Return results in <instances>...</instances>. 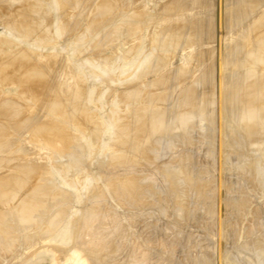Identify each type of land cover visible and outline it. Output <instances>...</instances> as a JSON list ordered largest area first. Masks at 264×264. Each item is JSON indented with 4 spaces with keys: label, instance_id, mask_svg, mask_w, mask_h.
<instances>
[{
    "label": "bare ground",
    "instance_id": "bare-ground-1",
    "mask_svg": "<svg viewBox=\"0 0 264 264\" xmlns=\"http://www.w3.org/2000/svg\"><path fill=\"white\" fill-rule=\"evenodd\" d=\"M33 1H35V0H32L31 2H33ZM108 1L105 0L100 5H99V3H100L99 2L94 7L95 9L93 8V10H95V11H96V9H98L95 13L99 14L100 11H102V13H104L103 12L104 10L110 11L111 8L114 9L113 7H115V6H113L112 3H110V1H109V3L113 6V7H111V5L108 3ZM114 1L117 2V0H113V2ZM138 1H140V0H136V2H138ZM184 1H183L184 4H180V7L175 4L176 1L175 2L170 1V5L169 6L165 5V6H167V7H165V9L167 8V10L170 11V9H168L170 7L171 11L174 10V12L172 11L170 13H176V14L178 13L177 14L178 17L176 15V18L174 17L175 16L174 14H170L172 16L174 15L173 17L175 18V21H176V23L175 24L173 23V26L172 25L171 26L173 28L175 27L176 29L178 27V30L179 29L180 30L182 29V31L184 30V34H186V31H185V29H186L187 34L188 35L190 34V36H187V34H186V36L189 37V39L192 40L193 42H190V40L186 36L185 37L187 40L184 39V35H181V36L184 40H186L184 42H186V43L190 42L189 45L191 43H193V45L191 44V46H194V47L191 48V46L188 45L190 49L183 52L181 49H178V47L180 45L177 46L176 44H174V49L175 50L178 49V50L177 51L172 50V51L175 53L182 51V52H180V56H179V54H177V55L180 58L185 57L187 59V60L184 59L186 62L184 61L183 63H181V65L178 64V65H176V67L174 66L168 70L165 68L167 71L164 72L163 74L158 73V74H161L160 76L158 75L159 77L157 76V73H155L156 77L148 78L147 83H145V85L153 84L154 85L153 87H156V88L153 89L152 87H150L146 90V89H144L145 87H143V86L142 87L146 92L149 93V95L151 97L154 93V96L159 97V100L162 97L165 100L166 96H168V97L170 96L169 103L171 102V104H170L171 107H172V105H174L173 109H176V110L180 109V111H182L186 107H188V108H191V106L195 107L194 109H197V110H194V112L199 111L200 113H203L205 118L208 120L209 126H211V128L209 127L210 129H208V132L202 133L196 129V126L193 125V127H195V128H193L192 123H190L191 127L190 126H189V128H187L188 126L185 127V125L187 123L184 120L187 119V117L185 119H183V117H185V115H183V117H182L181 113L187 114V111L189 110L187 108L185 109L186 110L185 113L183 111L181 113H180V111H176L178 114L180 113L181 115L176 114L175 110H173L174 112H172V116L170 118L167 116H164V117H167L166 118L167 120L165 118L163 119L162 116L166 113L163 108L165 106L167 107V105H164V103L165 104L168 103V101H167L168 98L166 99V102L164 100H162V101L160 100L161 101L160 103L164 102L161 104L162 106H164L162 108H160L161 107L160 105H159L160 107L158 106L159 108H155V106H157L158 102H159V100L157 101L158 98L155 99L156 102H154L153 101L154 99H152V102L157 103V105L156 104L152 105L153 103L152 104L149 103V105L147 104L150 107H148V106L143 107L142 106L143 103H140L139 105H141L142 108H141V106H139L140 108H137L138 114H136V116L137 115L138 116L133 117V114H131V118L132 117H133L132 119L137 118L138 119L137 121L129 122L131 119L130 120L128 119L129 121L127 122L126 121L127 119L125 118L124 113H122V115H124L123 117L126 120H124V118L122 116H120V118L121 117L122 118L119 121L124 122L125 125L123 123H121V125L119 124L118 126L121 127L122 124H123V126H125L127 128L129 127V125L132 126L131 128L129 127L130 130H128L129 129L128 128L126 131V132L129 131L127 133L128 134L127 138L129 136V139H127L126 141H124L125 139H120L121 136L119 134H121V132L118 133V131L121 128L116 129L115 131L118 130L116 133V136L117 137L119 136L118 140L120 139L121 140L120 142H122V140H123L122 144H124V142H125V144H127V147H128L127 152L128 153L125 154V152H124V154L119 155L122 152V148H121V149H119V151H120L119 154L115 153L116 155H114V154H113L114 156L111 155L113 157H111L109 159L110 160L109 162L108 161L105 163L100 162L101 163V165H100L101 169H102V167L107 169L106 166L111 167L110 169H107L108 173L110 172V175H107V176H110V178L113 181L109 182L111 179L108 180V184L110 186L107 184L106 180L102 181V183H99V182L95 183V185L91 191L92 197H90V198H94V196H96V197H100L102 199L104 198L106 200L108 197L111 198L112 196L113 197L115 196V198H118L119 205L121 207H122L121 203L123 205L125 203L129 204L130 202H133V200H134L135 203H138L137 207H139V208L138 209L136 208L137 210H140V208H144L145 206L151 205L155 210L148 211L146 213L143 211L145 214H142L141 212L137 213V214L133 213V211L130 212V213H133L132 215H134V216L138 215L139 218L142 219L140 222H138V225H136L137 226L136 229H134V227H133L135 224L132 226V225H130L131 224L130 223L129 227H123L121 229L117 225L116 227H114V229H112L110 227L112 229V232H109V230H108V232L102 233L99 231L100 233H98L97 230L99 228H102V227L107 228V227H109V224L112 223L111 218L113 215L112 214L113 211L110 209L111 205L109 204V206H108L107 204H104V203L98 204L97 206L93 205L94 207H91L88 209L85 208L87 210L83 209L84 210L83 212H85V213H83L84 215L82 216V218L84 217L83 220H80L79 218L72 220V218H74L73 216L77 212V210H76L77 208L76 209L74 208V210L73 209L71 210V207L73 208V206L69 205L70 206L69 210H66L67 207H69V206H67L68 205L67 203H69V202L72 204H73V202L78 203L82 199V197H85L84 194L79 189L77 190L75 188V190L71 191L67 187H65L67 185L65 181L68 179L65 180L64 177L61 178L60 177L61 172L59 171V170H61L60 168L62 166H64L63 163H62L60 168H58V169L56 168L57 169L56 171H59V174H60L59 175L57 172L53 173L50 170V168H48L49 166H47V164L50 161V159H49V161H48V159L46 160L47 164L46 163L44 164L42 162L43 159L41 160V162H38L39 161V159H38L39 157H37L38 154H41L42 151L43 152L48 151L51 154H53L54 158H56V159L57 158L60 159V157L65 158V156H66L65 160H67L68 164H69L67 167L68 168L67 170H69L71 168H74V169L78 168V166L80 165L81 160H82L81 158H83V152H84L83 148H86V147L89 148V146H88L89 142L92 144L95 142L97 143L98 135H100V133H101V132H99V134L97 135L98 131L100 130L99 127H101V124L99 123L101 120L99 119L100 121H98L97 119H95L97 122V125H98V123L100 124V126L97 127L96 123L94 122V116H95L94 113L92 114L93 115L92 116L90 114L91 110H87V108L89 109V107H87L86 111L83 112L85 108H83L81 106L83 104L86 106V102L83 101V100H85V98L84 99L81 98L82 94H83L82 92H81L82 94L81 93H75V92H73L74 89H72V90L68 89V90H66L67 91L66 93L67 94L69 93L70 95L72 94V96L65 94V95H67V97H69V98L65 97L66 98L65 101H63V99H62L63 96L61 98H59V96L62 93V85H60L61 82H59L60 83L59 85H58V82H55L57 84L54 83V81H56L54 79L57 78V76H55V78H54V74L56 75L55 71H57V70L59 71L60 68L63 69L66 63H67L66 67L69 65L71 66L70 63H68V62L65 63V59L68 60V58H66V57H65V59H64V57L61 58L60 53H59V55H54V53L51 54L52 53L51 51H50L51 53H47L49 51H47V52L45 51L46 53L43 52L44 53L43 54L42 50H40L39 52L42 53V54H40L39 52L33 53L31 50L29 51V50H24V49H19V48L17 49L18 45L16 46V49H13V47L12 48L8 47L9 49L10 48L11 49L10 50L8 49V51H7V49L3 52L1 51V53H0V79H2L1 75L4 78V74L6 76V73H9V78H8V74H7V81H6L8 83H6L5 80H4L5 83H2L3 79L0 80V259H1V261H3L5 254H7V255L10 254V256H12L11 254L15 255L17 252L20 251L18 249H20L24 245H25L24 249H26L27 247H31V246L35 245L36 249L34 250L35 251L34 255L37 252L36 255L42 254V255H46L48 258L50 257V259L53 261V263H51L52 261L51 262L49 261L51 264H153V261H157L158 264H163V263H165L164 261H166L165 258L168 259L167 261L171 262V264H180L179 263V260H181L180 258H183V260L185 262L184 264H242L241 262H246L248 264H264V237H262V235L259 236L260 234L257 235V231L260 230L262 228V226L264 225V159H263L264 157L262 156L263 158H261V157L256 158L253 160L254 162L253 161L251 162V160H250V163H249L247 157H245V151H241V150L240 151H234V150H232L233 152L231 151V153L229 151L227 152V147L232 146L231 145L232 141L230 142L231 143L230 144L229 142H227L225 140V137L229 136L230 138L234 139V141L236 140L235 142L238 146L237 148L247 149V148H251L252 145L258 144V143H255V141L250 142L253 137L256 138L257 135L261 134V133L264 136V132H263L264 130L262 132L259 131V128L264 129V11H262L264 9V7H261V5H263V3H264V0H204L205 4L200 7V10L197 9L199 7H195V3H196L195 0H184ZM41 2L44 3V0L43 1L41 0ZM41 2H39L38 5L39 4L42 5ZM65 2L68 3V1H65ZM65 2H63V0H62V4H64V6L66 4ZM73 2H75V1H73ZM73 2L70 3V1H69V4L73 5L74 4ZM111 2H112V0H111ZM143 2H144V0L142 1V3ZM132 3H133V1H132ZM44 4H45V6H48V5H46L48 3H44ZM69 4H67L66 6L71 7L72 5H69ZM106 4L107 5L109 4V6L111 8L106 9V8H109L108 6L106 7ZM259 4H261V5H259ZM31 5L33 6V3H31ZM31 5H30V8L32 7ZM114 5H116V3H114ZM144 5H146L145 2H144ZM0 6H1V4H0ZM2 6L0 8H2ZM10 6H12V5H10ZM37 6H34V8H31L30 11H32V9L39 8ZM21 7H23V6H21ZM21 7H19V8L21 9ZM41 7L40 8L42 9V13H38V14H43V12L46 11V10L43 11V9H46V8H44V5ZM259 7H260V9H259ZM24 8H28V6L24 7ZM24 8H22V9L24 10ZM40 8L38 9L39 10L38 12H41ZM141 9H143V8H141ZM13 10L15 11V9H13ZM28 10H29V8H28ZM47 10H48V8H47ZM85 10H86V8H85ZM163 10H164V8H163ZM167 10H165V11H167ZM19 11H16L14 14L17 13L16 15L19 14L18 16H20L21 14L19 13ZM30 11H28V12L33 14V12L37 11V10H33V12H30ZM109 11H107V13H104L103 17H102V15H100V16L102 18H104V17H106V15H108V13L110 15L112 11H110V12ZM160 11H162V10H160ZM252 11L253 12L255 11L256 13L252 14L253 13ZM2 12H4V10ZM46 12L48 13V11H46ZM46 12L44 13L45 14L44 16L42 15V17L43 18L46 17L48 19V16L50 18V15L47 14L48 15L47 16ZM124 12H126V11H124ZM182 12H183L184 16L181 15ZM184 12H187V13H184ZM93 13H94V11H93ZM141 13L143 14V12H141V11L138 12V10L135 13H131L132 18L134 17L136 19V15L138 14V15H140L139 18L143 19L142 18L143 15ZM0 14H1V12H0ZM22 14L25 15V12H22ZM27 14L28 13H26V15ZM125 14H123V15H125ZM127 14H126V16H127ZM131 14H130V16H131ZM4 15H6L5 12H4ZM35 15H36V13H35ZM119 15L122 16L121 13ZM119 15H116V16H118V19H119V17H121ZM110 16H112V14ZM113 16H114V14H113ZM11 17H7V18H11ZM33 17H34V15L31 16V18L28 20L32 21L34 19ZM94 17H92V19ZM127 17H129V15ZM127 17H125V19ZM146 17H147V15H146ZM160 17H162V15ZM20 18L22 19V17H20ZM20 18H18V20ZM23 18H25V20H27L26 18H28V17H23ZM95 18H97V17H95ZM106 18L108 19L109 17H106ZM106 18H104V19L106 20ZM112 18L114 19V17L109 18L111 21V24H112V21H114V20H111ZM115 18H117V17H115ZM129 18H131V17H129ZM139 18H137V20H139ZM35 19H37V18H35ZM118 19H115V21L117 20L116 22H118V24L119 23L121 24L122 22L121 21L119 22ZM141 19H140V21H141ZM168 19H169V16H168L167 20ZM25 20H24V22H25ZM97 20L100 21L99 19H97ZM97 20H94V21L96 22ZM105 20L103 23H106ZM121 20L125 21L124 17L121 18ZM144 20H145V17H144ZM154 20L156 21V19H154ZM161 20H162V18H161ZM45 21H46V19H45ZM98 21L94 25H97V24L99 25ZM164 21H165V19H164ZM166 21L164 22V24L166 23ZM15 22H16V20H15ZM66 22L69 23V20H66ZM73 22L74 21H72L70 23L71 24L70 26H68L69 24L67 25V23L65 24V25H67V27H65V28L68 32H69V29H67V28H71L72 24H74ZM92 22H91V25L93 24ZM100 22L102 23V21H100ZM152 22H154V21L152 20L151 23ZM158 22H160V24ZM158 22H157L159 24L158 26L163 25L162 21H158ZM167 22H169V21H167ZM20 23L22 24L23 22H20ZM75 23L77 24L78 22H76V20H75ZM144 23L143 24L139 23V24H142V25H140L142 27L143 26L146 27V25L147 24L149 25L150 22L147 21L146 25ZM122 24L124 25V24H126V22L125 23L123 22ZM127 24L129 26V22ZM139 24H136L135 26L138 25L136 28H137L138 32L140 33L139 29L141 27L139 26ZM154 24H156V23H154ZM18 25H19V23H18ZM28 25H30V24H28ZM35 25H36V27H38V24H35ZM42 25L46 26L45 23L41 24V26ZM77 25H74L75 28L79 27V25L78 26ZM91 25H90V29L95 27V26L93 27ZM98 25L96 27H99ZM103 25H105V24H103ZM63 26H64V24H63ZM109 26H108V28H109ZM171 26H168V27L171 28ZM23 27L26 29V27H28V26L25 27L23 25ZM34 27H33V29H29V30H31L32 34L35 32L44 31V30H42L44 28L43 27V28H39V30H38V28H36L38 31L34 32ZM47 27H50V26H47ZM47 27H46V29L49 30V28H47ZM111 27H113V26L111 25ZM122 27L123 26H121V28H120L121 30H122ZM126 27H127V25H126ZM247 27H249V28L245 32L243 29L247 28ZM65 28L63 27V29H64L63 32H67V31H65ZM73 28L74 27L72 26V29H70V30L75 31V28L74 29ZM104 28H102V29H104ZM116 28H119V27L115 26V29ZM123 28H124L123 30L127 31L128 27L125 28V26H124ZM136 28L134 27L133 29L136 30ZM163 28H165V27H163ZM113 29H114V27H113ZM113 29H111L112 32H109V34H111V33L113 34L116 32V30H115V32H113L114 31ZM120 29L117 31H121ZM159 29H161V27H159ZM176 29H173V30H175V32H178V30H176ZM48 30H45V31L49 32L47 34H49V35L52 34L53 30L52 29H50L49 31ZM107 30L108 29L106 26V29H104L103 31H107ZM129 30H132V29H128V31ZM135 30H134V33L137 32ZM144 30H146V28H144L142 31H144ZM165 30H168V29L165 28V29H161L159 31L162 32ZM86 31H87V29H86ZM91 31H92V29H91ZM98 31H99V29H98ZM125 31H123V32H125ZM149 31H150V29H149ZM159 31H158V34L161 33V32L159 33ZM182 31H179V32H182ZM130 32L133 33V31H130ZM169 32H170V30H169ZM23 33L24 32H22V34ZM104 33H106V32H104ZM121 33H120V35H121ZM134 33H133V35H134ZM149 33L151 34L152 32H149ZM41 34H39V36H37L38 33H37V35L35 33L34 35H32V37L34 38L35 35L37 37H41ZM88 34H89V32H88ZM100 34L101 33L99 32V35ZM146 34H147V32H146ZM158 34H156V35H158ZM161 34L159 36H157V37H159V39H160V37H164V35L166 33L165 34L163 33L164 35H161ZM27 35H28V33H27ZM102 35H103V32H102ZM106 35H107L106 37H112L113 36V35L109 36L108 33H106ZM116 35L114 37H112L113 41H114V39L117 38ZM123 35L124 34H122V36ZM127 35H129V32L127 33ZM127 35L125 34L123 39H126V37H128ZM171 35H172V32H171ZM173 35H176V33L173 32ZM45 36L47 37L48 35H45ZM96 36H92V38H94ZM151 36H152V38H154L153 35H151ZM168 36H170V33L167 35V38L165 36L164 39L161 38L162 40H159V41H158V38L155 37L157 39L156 42L160 43L163 40H167V42L169 43ZM181 36H179L178 39L181 38ZM42 37H44L43 34H42ZM46 37H45V39H46ZM89 37L91 38L90 35H89ZM129 37H132V36L130 35ZM129 37L125 41L129 40ZM144 37L146 38V36H144V35L142 36V38L141 37L140 38L143 39ZM104 38H105V36H104ZM104 38L102 40L105 42L106 38L105 39ZM152 38L150 37V39H152ZM171 38H173V39H170V40H174V37H171ZM35 39H36V37H35ZM62 39H64V38H62ZM100 39H98V40L101 41ZM110 39H108V40H110ZM41 40H44V38H42ZM94 40H95V38H94ZM98 40H95V43L98 44V42H99ZM108 40L106 42H108ZM112 40L108 43L110 45V47L114 43V42H112ZM119 40H117V41H119ZM132 40H134V39H132ZM153 40H151V42H153V44H154L155 40L154 41ZM63 41H61V42L64 43ZM91 41L92 40H90V43H91ZM10 42H11L10 43V46H11L13 42L12 41H10ZM75 42H74V44H75ZM127 42L129 43V41H127ZM141 42H142V40H141ZM177 42H178V40H177ZM1 43H2V41H1ZM8 43H7V45L9 46ZM93 43L94 42H92V46H93ZM100 43L101 42H99L98 45H100ZM158 43H155V45H157ZM180 43H181V41H180ZM180 43H178V44H180ZM97 44H96V47H95V44L93 46V47H95V50L98 49ZM104 44H106V43H104ZM104 44H103V47H104ZM163 44L165 45L167 43H163ZM171 44L172 43H170V45ZM5 45L6 44H4V46ZM132 45L134 46V44H132ZM132 45H130V46H132ZM158 45H160V44H158ZM175 45L177 46L176 48H175ZM19 46H21V45H19ZM105 46L109 47L108 45H105ZM188 46L185 45L186 48ZM103 47H102V49H103ZM27 48H28V46H27ZM29 48H31V47H29ZM122 48H124V47H122ZM31 49H33V48H31ZM102 49L100 48V50H102ZM135 49H137V48H135ZM127 50H130V47ZM156 50H157V48H156ZM120 52H121V50H120ZM163 52L164 51H162V54H161V50H160V52H157L156 55L153 56L152 60L149 63H147L148 65L142 69V70L145 69V75L151 76V73H153L155 70H158L160 67H162V65L168 59L172 58V55H171L172 52H170L169 56H168V54H169L168 52H167L168 54H166V55L163 54ZM175 53H173V54L175 55ZM172 60H170V61L172 62ZM181 60H183V59H181ZM181 60H179V61H181ZM121 61H123V60H121ZM169 62L167 64H170ZM173 62H174V60H173ZM3 63L5 64V66L4 65L2 66ZM167 64L165 66H167ZM59 66H61V67L59 69H57V67H59ZM68 68H70V67H68ZM161 69H162V72H163V70H165L163 67ZM161 69H159L160 72H161ZM73 70L74 69H72V72H73ZM25 73L28 75L27 76L24 75ZM58 73L60 74V72H57V75H59ZM77 73H78V71H77ZM141 73H142V71H141ZM22 75H24L23 78H21ZM78 75H79V73H78ZM153 76H154V74H153ZM51 78H52V80H50ZM135 80H137V79H135ZM57 81H59V80H57ZM102 82H103V80H102ZM70 83H72V82H70ZM82 83H84V81ZM197 83H198V85H202V87L199 86L198 89L195 88L194 86H197ZM9 84H11V86ZM53 84H55V86ZM56 85H58V86H56ZM126 85L127 84H125L124 86H126ZM127 86H129V84ZM149 86H151V85H149ZM65 87H66V85L63 88L64 90H65ZM67 87H66V89H67ZM120 87H122V86H120ZM139 87L137 88V86H136L134 88H130V89L125 88L123 90H120L117 93L119 95L118 97H120L122 99V102H124L125 100L129 101L132 96L136 97V99H137L139 91H137L136 88L142 89L141 86H139ZM53 88H56V89L54 90ZM151 88L153 91L152 94L149 92L150 91L149 89H151ZM155 89L156 90L160 89L158 92L155 91L156 95L154 92ZM64 90H63V94L65 92ZM69 90H71L72 92ZM142 90H140V96H141ZM75 91L80 92V90H78V88H75ZM81 91H83V90H81ZM85 91H87V90H85ZM89 92H91V91H89ZM73 93H75V95L79 94V96L78 95L77 96L80 99L76 98L75 95H74L75 96V98H74ZM22 94H24V95L26 94V96L28 95L30 97L27 96L28 97L27 98L25 96L27 98L26 99ZM135 94H137V95L135 96ZM146 94L145 95L143 94V97H145ZM40 95H42V96L44 95L43 96L44 100L41 101L39 99V98H43L42 96L40 97ZM22 96L27 101L30 100V102L32 104L31 105L28 104V105H26V107L23 108V106L26 104V100ZM36 96L39 97L37 99L40 100L41 102H39L38 100H35ZM140 96H139V98H140ZM154 96L152 98H155ZM45 97H46V100H45ZM18 99H20V100L24 99V104H23V102L21 103ZM75 99H77V100L79 99V102L82 99L83 104L81 102L80 103L77 102ZM90 99L92 101V97ZM145 99H146V97H145ZM148 99H149V97H148ZM117 100H120V99H117ZM133 100H134V98H133ZM142 100H143V98H142ZM142 100H140V101H142ZM18 101L20 102V104ZM75 101L77 103L81 104V106L77 105V103ZM126 101L124 102V104L126 103V107H127L128 104ZM146 101H148V100H146ZM149 101H151V100H149ZM119 102H121V100ZM129 102H131V101H129ZM71 103H74V104L76 103V106H80L81 109L82 108L83 109L81 111H78V107L76 109V107H74ZM93 103H95V102H93ZM145 103L146 102H144V104ZM21 104H23V105H21ZM97 104L98 103L96 102V105ZM134 104H136V102ZM190 104H192V105H190ZM19 105H21L22 107L19 108ZM70 105L73 106L76 111H74V108L73 109H72V107L70 108ZM188 105H190V106H188ZM122 106H123V104H122ZM129 106H130V103H129ZM136 106H137V104H136ZM146 107H148V108H146ZM168 107L165 108L166 111H167ZM96 108H98V107H96ZM124 108H125V106H124ZM125 109H127V108H125ZM129 109L130 110L134 109V107L132 106ZM129 109H127V110L130 111ZM171 109L169 108L168 111H170ZM22 110H24L25 112ZM192 110L193 109L191 108V110H190L191 113H192ZM87 111L89 113L88 114L89 116H86ZM92 111L94 112L95 110H92ZM168 111H167V113L170 115L171 112L169 113ZM26 112H28V113H26ZM79 112L80 113L83 112V114L82 113L80 114ZM134 112H132V110L129 113L125 111V114L127 115V114L134 113ZM194 112L192 113V115L195 114ZM84 113H86V114H84ZM173 114L175 115L176 118L178 117V119H173L174 118ZM229 114L232 116V119H230V120L227 119L230 116ZM176 115H178V116H176ZM188 115H189V113L186 116H188ZM90 116L93 117V120H92V118H90ZM231 116H230V118H231ZM189 117L187 120L190 119ZM223 117L226 120H228L227 124H226V122H224L225 120L223 119ZM96 118H97V116H96ZM233 119H235V120H233ZM163 120H164V123H161ZM231 120H233L231 122L233 126L230 125L233 127L232 130H231V128H229V124H231V123L228 124V122ZM125 121H126V123H125ZM181 122L185 123V125L182 124ZM189 122H195V121L191 120ZM118 123H120V122H118ZM158 123H161L163 125L165 124V125H164V127L162 126L163 127L162 128L161 124H158ZM180 123L182 125H184V127L187 129L182 128L183 126H180L181 125ZM201 123H200V125H201ZM233 123H235V124H233ZM157 125H160L161 129L160 128L158 129ZM235 125L238 127H235ZM118 126H116V127H118ZM125 127H123L120 130V131H122V133L123 132L125 133V131H123V129H125ZM97 128H99V130ZM237 128H238V130L242 129L243 130L242 133H241V131L240 132L238 131V134L236 135V131H237L236 129ZM25 130H27V133L29 131V133H28L29 138H26L25 136H23V134L26 132ZM107 131L108 130H106L105 134L110 132V130L108 132ZM77 132H79V133H77ZM259 132H261V133H259ZM240 133L243 135H241ZM102 134H103V132H102ZM110 134L111 133H109V135ZM207 134L209 136H207ZM25 135L27 136L26 133H25ZM122 135L125 138L126 134H122ZM22 137H24V138H22ZM117 137H116V140H117ZM100 138H102V137H100ZM107 138H109V137L107 136ZM230 138H229V141H230ZM98 140H100V139H98ZM116 140H115V142H116ZM118 140H117V142H119ZM210 140L214 141V145L210 146V148H207V150L205 151L206 156L210 157L209 153L214 154L215 153L214 151L215 150L217 151V149L222 150V153H224V154L229 153L230 157L228 156L229 158L227 157L228 158L227 160H224L223 162H219V160H218L216 165H217V167L227 166L226 167L227 169H229L231 171L232 170L236 171L235 176L238 174L239 178L231 179V177L230 178L227 177L228 175L227 176H225V175L221 176L220 175L219 177H214V176H211L207 171L202 170V163L203 162L206 161L205 163H207V165H208L207 158H206V160L203 161V159H202L203 157H201V156L202 155L205 156V154H201V156L195 155V154H199V153H195L196 152L195 143H200V146H201V144H203V143L209 144ZM78 141L80 143H78ZM84 141L87 143V145L83 144ZM262 141L263 140H261V142ZM115 142H114V145H115ZM120 142H119V144H121ZM257 142H259V140ZM250 143H254V144L251 145ZM119 144L118 145L116 144L115 145L116 147L114 146L115 149L118 147L120 148ZM178 144L182 145V147H179L180 149L181 148L183 149V147H184V149L179 150V148H176V146ZM82 145H83V147H82ZM84 146H86V147H84ZM98 146H99V144H98ZM95 147H97V145ZM121 147H123V146L121 145ZM124 147H125V145H124ZM124 147H123V149H124ZM127 147H125V148H127ZM234 147H236V146H234ZM190 148H194V149L190 150ZM198 148H200V147L198 146ZM15 149H17V152H18V149H19V152H20V150H22V151L24 150L25 154L28 153L29 157L31 155L33 157L36 156L38 161L34 160V158L31 159V157L29 159H27L26 156H28V155L24 156V159H22L23 156L21 155V153H20V155L22 157L21 158L18 157L19 152H18V154H16L17 152ZM87 149H84L85 152ZM201 149H203V148L201 147ZM259 149L260 148H258V150ZM124 151H126V150L124 149ZM89 152H90V150H89ZM114 152H115V150H114ZM173 152H177L178 154L176 155V153L174 154ZM260 152H261V150H260ZM262 152L264 153V151H262ZM169 153H173L174 155L179 156L177 159L180 161H178L177 159L170 156L171 154H169ZM45 154L46 153H44L42 155H45ZM167 154H169V155H167ZM212 154H211V156H213ZM88 155L90 156V154H88ZM134 155H136V156L140 155L141 156L140 158H142V159H139V158L137 159V157H135ZM217 156H219V154ZM95 157L97 158L98 154H97V156L95 155ZM170 157H172V159H170ZM130 158H133V159L131 160ZM135 158L137 159V161L143 160V163H141V162L138 163L135 160ZM67 161H65V162H67ZM237 161L239 163H242L240 165L241 166L240 168L239 167L237 168V165L235 167L233 164L234 162H237ZM85 162H86V159H85ZM145 162L152 165L153 168L155 169V171L158 170L159 172H162V174L165 177V182L162 181L163 176L161 177L162 179H160L155 175L159 179V182L162 181L163 183H160L158 186L157 185L153 186V185H148V184L142 183L141 182L142 177H141V174L139 173V171L142 172L145 167L141 171V169H139V167H140L139 165L140 164L143 165ZM210 162H212V161H210ZM65 164L67 165V163H65ZM203 165H205V164H203ZM211 165L212 164L210 163V165L206 166V167H208V168L212 167L213 165L212 166ZM118 169L122 172L121 174L120 173L118 174V172H119ZM113 170H115V172L116 171H118V172L113 173L114 172ZM209 170L212 171V168ZM79 171H81V170H79ZM62 172H65V169ZM213 172L216 173L217 171L215 172V170H213L211 172V174ZM222 172H220V173H222ZM84 173H85V171H84ZM104 173L105 172L103 171L102 174L104 175ZM218 173H217V175H218ZM65 175H67V174H65ZM74 175H75V173L73 174V176ZM96 175H98V174H96ZM77 176H78V173L74 177H77ZM158 176H159V174H158ZM117 177H118V180L120 179V181H116ZM236 177H238V176H236ZM70 178H73V177L70 176ZM113 178H115V179H113ZM147 180H149V179H147ZM97 181H99V180L97 179ZM103 182H105V184H107L109 186V187L105 186V187H107L106 190L104 189V185H102V184H104ZM255 182L261 188V189L259 188L261 190V192H259V193L262 195V198H261V196L260 197L258 196L261 199L260 203L262 204V205H260V208L263 209V212H262L263 214H261V215L259 213V209L257 208L258 206L255 207L256 205L255 206L253 205V202H254L253 197H250L249 191H247L248 186L250 187V185H252L251 183H253V184H255V186H257V184ZM218 188L231 189L234 192V196L232 198L227 197V196H219L215 192ZM107 190H109V191H107ZM250 190H251V188H250ZM187 193L191 194L193 197H195V199H197V203H198L197 205L194 203L195 200L194 201L192 200L193 204H195L194 207L197 208V206L200 205L206 209L207 215L205 217H202V215L200 216L199 213H197L198 208L197 209H194V207L191 208L192 201H191V203L189 201L190 204L186 205V206L190 205L189 207L191 208L190 209L188 207L189 210H187V212L184 209L186 207L181 208V205H184L185 204L184 201L187 200V199H185V197L187 196V198H188ZM87 197H88V199H90L89 196H87ZM102 199H101V201H103ZM171 201H172V204H173V202H174V204L177 203V205H175L177 207H173L172 204H171V206H168L169 202L171 203ZM91 202H93V201H91ZM182 202L184 204H180ZM94 203H95V201H94ZM97 203H98V201H97ZM135 203L134 204L132 203V204L136 206ZM186 203H188V200L186 201ZM85 204H86V201H85ZM87 204H88V201H87ZM127 204H125V205H127ZM74 205L76 207V203ZM88 206L89 205H87L86 207H88ZM168 207L169 208L171 207V209L169 210ZM178 207L180 209H178ZM223 207L230 208V209L234 208V209L238 210V212H237L238 215H237L236 219L232 221V220H229L228 218L224 217L223 215H221L219 212H220V209ZM172 208H174V210ZM80 209H82V208H80ZM120 210H122V209H120ZM180 210L181 211L185 210V211H182L180 213ZM50 211H51V213L54 214L53 217L48 216L51 214V213H49ZM52 211H54V212H52ZM165 211L166 212L172 211V212H169L170 214L174 213L171 216L175 217L174 218L175 223H173L175 225H172V223L170 221L169 222L171 224L160 223L161 219L159 216H161V215L164 216ZM188 211H190L191 215L188 214ZM184 212L186 213L185 215L188 214L189 216L187 215L188 217H187V219H185L186 221L184 219H182V221H181L180 216L182 215V213L184 214ZM203 212H204V209H203ZM255 212L259 214L257 218L255 216ZM228 215H230V213H228ZM134 216H133V218H134ZM138 216H137V219H138ZM123 218H125V216L122 217V219ZM130 218H131V216H130ZM182 218H184V215ZM93 219H96V220L99 219L98 224H97L98 226L95 224V221H93ZM118 219H120V218H118ZM129 219L125 218L123 220H129ZM135 219H132V220H134V222H135L137 220V219L136 220ZM163 219H165V217ZM109 220H110V222H109ZM183 220L185 222H183ZM85 221H87L88 223H85ZM114 221H116V220H114ZM235 221H237V224L239 221H241L243 227H240V226L237 227V224H235ZM126 222H127L126 226H128V221H126ZM126 222L123 221L124 224ZM134 222L132 221V223H134ZM119 223H121V222H119ZM177 223L178 224H185V226L188 225L190 230H191V228H195V227L204 228L208 232H212L213 234L224 236L225 240H227L229 242L236 241V243H237L239 241V243L241 244V247L248 249L250 251V253L249 254L246 253V255H245V253H244L245 251H243V250H242V252L244 254L241 252V253H238V255L234 254L235 256L230 255L226 252L224 253L223 248L226 247V245H224L223 248H222L223 245L218 246L220 240L217 242V239L215 240V238H214V240L217 243L216 244L214 240L211 241L213 238L212 239L210 238L211 239L210 240V239H208V236L206 237V235H204V234L197 233L199 230H197L196 232H189L190 230L188 232H186V231H184V229L182 230V229L178 228ZM85 224H86L87 230L85 233H83L82 229L85 227ZM115 224H117V223H115ZM115 224H113V226ZM239 224H241V223L239 222ZM94 225H96V226H94ZM82 226H84V227H82ZM250 226H251V228H250ZM239 228H241V229H239ZM192 230L194 231L195 229H192ZM103 231H105V230H103ZM250 231L254 234V236H253L252 240L247 241V239H248L247 237L249 235L248 233ZM263 232H264V230H263ZM91 233H95L94 235H97V236H94V238H89L87 235H90ZM245 238H247V239H245ZM26 244L27 245L29 244V246L26 247ZM231 247H233V246H231ZM228 248L229 247H226L224 249L228 250ZM238 248L239 247H237V249ZM29 249H32V248H29ZM230 250H231V248H230ZM239 251H240V249H239ZM229 253H231V252L229 251ZM233 253H237V252H233ZM11 258L12 257H10L9 259H11ZM4 260H5V258H4ZM44 261L45 260H43V262ZM6 262H7V259H6L5 263ZM33 263H35V262H33ZM7 264H8V262H7Z\"/></svg>",
    "mask_w": 264,
    "mask_h": 264
},
{
    "label": "rangeland",
    "instance_id": "rangeland-1",
    "mask_svg": "<svg viewBox=\"0 0 264 264\" xmlns=\"http://www.w3.org/2000/svg\"><path fill=\"white\" fill-rule=\"evenodd\" d=\"M6 1V2H5ZM30 1V2H29ZM32 0H0V4H1V6H2V8H0V12H1V14H0V53H1V51L3 52V51H5L6 49H7V51H8V47H13V49H16V46L18 45V47H17V49L19 48V49H24V50H31L33 53L34 52H39L40 50H42V53L43 52H47V51H49V52H47V53H51V54H53L54 53V55H59V53H60V56H61V58H63L64 57V59H65V57L66 58H68V60H66L65 59V63L66 62H68V63H70L71 64V66L69 65V66H67L66 67V65H67V63L65 64V66H64V68L63 69H61L60 67L61 66H59V67H57V69H59V71L57 70V71H55L56 72V75L54 74V78H55V76H57V78L56 79H54V80H56V81H54V83L55 82H58V85L60 84L59 82H61V84L60 85H62V93H61V95L59 96V98H61L62 96H63V101H65V99L66 98H69V97H67V95H70L69 93L67 94L66 92V90H68V89H74L73 90V92H75V93H81L82 94V99H84L85 98V100H83V101H85L86 102V106L83 104V101H82V99H81V103L83 104L82 106H81V104H79L80 102H79V94H76L75 95V93H73V96L75 95L76 96V98H79L78 100L77 99H75L77 102H79V103H77L76 101V103H77V105H80L81 107H83V108H85L84 109V111L83 112H85L86 111V108L87 107H89V109L87 108V110H91V115L94 113V122L96 123V125H97V122H96V120L95 119H97L98 121H100L99 123L101 124V127H99L100 126V124L98 123V125H97V127H99L100 128V130H99V128H97L98 130V133H97V135L99 134V132H101L100 133V135H98V138H97V143L99 144V146L101 147H99L98 146V144L95 142V143H90L89 141V143H88V146H89V148L88 147H86V146H84V147H86V148H83V151L85 152V150L84 149H87L86 150V152L84 153L83 152V158H81L82 160H81V163H80V165L78 166V168H71V169H69V170H67L68 168V161L67 160H65L66 159V156H65V158L64 157H60V159H56V158H54V155L53 154H51L50 152H46L45 150V152H43L42 151V153L41 154H38V156L37 157H39L38 159H39V161H38V159H37V157L35 158V157H33L32 155L30 156L31 157V159L32 158H34V160H36V161H38V162H41V160H42V162L45 164H47V162H46V160L48 159V161H49V159H50V161L48 162V164H47V166H49L48 168H50V170L54 173V172H57L58 174H59V171L61 172L59 175H60V177L62 178V177H64V179L66 180V179H68V180H66L65 182H66V186L65 187H67L69 190H75V188L78 190H80V191H82V193L84 194V196L85 197H82V199L77 203V202H75L76 203V207H75V203L73 202V204L72 203H67L68 205L67 206H73V208L71 207V210L73 209L74 210V208L77 210V212L75 213V215L73 216L74 218H72V220L73 219H76V218H79L80 220H83V218H82V216L84 215L83 213H85V212H83L84 210H87L88 208H91V207H94V206H97L98 204H107L108 206H109V204L111 205V207H110V209L113 211V215H112V218H111V224H109V227H105V228H99L98 230H97V232L98 233H100V232H102V233H104V232H108V230H109V232H112V229H114V227H116L117 225L119 226V228H123V227H129V224L130 225H134L133 227H134V229H136V225H138V222H140L142 219L141 218H139V216H138V219H137V216H134V215H132L133 213H142V214H145L146 212H148V211H153V210H155L151 205H149V206H145L144 208H140V210H137L139 207H137V204L138 203H135V201L133 200V202H130L129 204H127V203H125V204H127V205H123L121 202V205H122V207L119 205V201H118V198H115V196L113 197H111V198H107L106 200L103 198H100V197H96V196H94V198H90V197H92L91 196V191H92V189H93V187H94V185H95V183H97V182H99V183H102V181H105L106 180V182H107V184H108V180H110L111 178H110V176H107V175H110V172L108 173V170L107 169H110L111 167H107L106 166V168L107 169H105V168H103L102 167V169H101V163H105V162H109L110 160V158L111 157H113L114 155H116L115 153H118L119 154V149H121L122 148V152L119 154V155H122V154H124V152H125V154L126 153H128L127 152V149H128V147H127V144H125V142H124V144H122L123 143V140H122V142H120L121 140L120 139H125L124 141H126L127 139H129V136H128V138H127V133L129 132H126L127 131V129L130 127H132L131 125H129V127L127 128V127H125V126H123V124H124V122H121V121H119V120H121V118L125 115V118L127 119H125L124 117V120H126L127 122L129 121V122H131V121H137L138 119L137 118H134V119H132L133 117H137L136 116V114H138V112H137V108H140L139 106H141V105H139L140 103H143L142 104V106L144 107V106H148L149 105V103H153L152 105H154V104H156L157 105V103H154V102H156V100L155 99H157V101L159 100V97H155L154 96V93H153V91H152V88L154 89V88H156V87H153L154 85L153 84H147V85H145V83H147V79L148 78H154V77H156V74L155 73H157V76L159 75H161V74H163L164 72H166L168 69H170V68H172V67H176V65H178V64H180L181 65V63H183L185 60H187L185 57L184 58H180L179 56H180V52H184V51H186V50H188V49H190L189 48V46H191V44L193 45V43H191L190 45H189V43L190 42H193L192 40H190L189 39V37H187V36H190V34L188 35L187 34V30L185 29V31H186V34H187V36H186V34H184V30L182 31V29L180 30H178V27H177V29L174 27H172L173 26V23L175 24L176 23V21H175V18H176V15L178 14H176V13H170V12H174V10H172L171 11V8L169 7L168 9H170V11L169 10H167V8L165 9V7H167V6H169L170 5V1H176L175 2V4L176 5H178L179 7H180V4H184V0H144V2H145V4L146 5H144V2L142 3V1L143 0H140V1H138V2H136V0H132L133 1V3H132V1L131 0H117V2H113V0H112V2H111V0H109L110 1V3H112V5L113 6H115V7H113L110 3H109V1L108 0H106V1H108V3L111 5V7H113L114 9H112L110 6H109V4L107 5L106 4V7L108 6L109 8H106V9H110V11H112L111 12V14H112V16H110L109 15V13H108V15H106V17H109V18H111V17H114V19L112 18L111 20H114V21H112V24H111V21H110V19L108 20L106 17H104V18H106V20L104 19V18H102L103 17V14L104 13H107V11H109V10H107V11H103L104 13H102V11H100V13L98 14H96L95 12L98 10V9H96V11L95 10H93V8L99 3V5L100 4H102L103 3V1H105V0H63V2H65V1H68V3H66L65 4V6L67 5V4H69V1H70V3L71 2H73V1H75V2H73L74 4L72 5V4H69V5H72L71 7L69 6V7H65L64 6V4H62V0H44V3H48V4H46V5H48V6H45V4L44 3H42L41 2V0L39 1V0H35V1H33V2H31ZM37 1V2H36ZM43 1V0H42ZM61 1V2H60ZM78 1V2H77ZM102 1V2H101ZM128 1V2H127ZM184 1V2H183ZM196 1V3H195V7H199V8H197L198 10H200V7L201 6H203L205 3H204V0H195ZM28 2V3H27ZM39 2H41L42 3V5L41 4H39L38 5V3ZM50 2V3H49ZM90 2V3H89ZM149 2V3H148ZM178 2V3H177ZM181 2V3H180ZM4 3V4H3ZM31 3H33V6L31 5ZM38 5H36V4ZM114 3H116V5H114ZM7 4V5H6ZM27 4V5H26ZM29 4V5H28ZM65 7H63L62 5ZM262 4V3H261ZM261 4H259V5H261ZM10 5H12V6H10ZM30 5L32 6L31 8H34V6H37V7H41V6H43L44 5V8H46V9H43V11H48V13L46 12V15L48 14V15H50V18H49V16H48V19L45 17V18H43L42 17V15L44 16L45 14V12H43V14H38V13H42V7L40 8L41 9V12H38L39 10V8H37V9H32V11H30L31 10V8H30ZM41 5V6H40ZM140 5V6H139ZM149 5V6H148ZM165 5H167V6H165ZM0 6V7H1ZM21 6H23V7H21ZM28 6V8H29V10H28V8H24V7H27ZM136 6V7H135ZM148 6V7H147ZM6 7V8H5ZM17 7V8H16ZM19 7H21V9L22 8H24V10L22 11ZM135 7V8H134ZM164 8V10H163V8ZM261 7H264V3H263V5H261ZM36 8V7H35ZM47 8H48V10H47ZM51 8V9H50ZM53 8V9H52ZM85 8H86V10H85ZM133 8V9H132ZM141 8H143V9H141ZM145 8V9H144ZM13 9H15V11L13 10ZM17 9V10H16ZM95 9V8H94ZM123 9V10H122ZM133 11H132V10ZM150 9V10H149ZM162 10V11H160V10ZM196 9V10H197ZM259 9H260V7H259ZM4 10V12H5V14L6 15H4V12H2ZM8 10V11H7ZM20 10V11H19ZM30 11V12H33V10H37V11H34L33 12V14H31V13H29L28 11ZM50 10V11H49ZM128 10V11H127ZM132 12H131V11ZM135 10V11H134ZM137 10H138V12L139 11H141V12H143V19H141V18H139L140 17V15H136V19L133 17L132 18V14L131 13H135V12H137ZM143 10V11H142ZM146 10V11H145ZM149 10V11H148ZM165 10H167V11H165ZM14 11V12H13ZM16 11H19V13L21 14L20 16H18V15H16V14H14ZM93 11H94V13H93ZM109 11V12H110ZM116 13H114V12ZM124 11H126V12H124ZM262 11H264V9L262 10ZM8 12V13H7ZM13 12V13H12ZM22 12H25V15L24 14H22ZM51 14H50V13ZM131 12V13H130ZM147 14H146V13ZM149 12V13H148ZM253 12V11H252ZM12 13V14H11ZM26 13H28L27 15H26ZM35 13H36V15H35ZM83 13V14H82ZM87 13V14H86ZM122 14V16L124 17V20L125 21H123V20H121V18H123L121 15H119V14ZM127 14V16L129 15V17H131V18H129V17H127L126 16V14ZM166 13V14H165ZM184 13H187V12H184ZM256 12L254 11L252 14H255ZM95 14V15H94ZM113 14H114V16H113ZM123 14H125V15H123ZM130 14H131V16H130ZM162 15V17H160L161 15ZM165 14V15H164ZM169 14V15H168ZM170 14H174L173 16L175 17H173L172 15H170ZM8 15V16H7ZM13 15V16H12ZM34 15V19L32 20V21H29L28 19H30L31 18V16H33ZM87 15V16H86ZM95 17H97V18H95ZM97 15V16H96ZM100 15H102V17L100 16ZM116 15H119V16H121V17H119V19H118V16H116ZM135 15V14H134ZM141 15V16H142ZM146 15H147V17H146ZM152 17H151V16ZM159 17H158V16ZM181 15L182 16H184V14H183V12L181 13ZM5 16V17H4ZM12 16V17H11ZM40 16V17H39ZM52 16V17H51ZM102 18H100V17ZM105 16V15H104ZM168 16H169V19L167 20V18H168ZM171 16V17H170ZM2 17V18H1ZM7 17H11V18H7ZM20 18V17H22V19L20 18L19 20H18V18ZM23 17H28V18H26L27 20H25V18H23ZM39 17V18H38ZM42 17V18H41ZM86 17V18H85ZM92 17H94L93 19L94 20H97V19H101L100 21H102V23L104 22V20H105V22L107 23H103V24H105V25H103L100 21H98L99 22V27H96L97 25H94V24H96V22L92 19ZM115 17H117V18H115ZM125 17H127L126 19H125ZM144 17H145V20H144ZM149 17V18H148ZM154 17V18H153ZM158 19H157V18ZM167 17V18H166ZM177 17H178V15H177ZM244 17V16H243ZM7 18V19H6ZM13 18V19H12ZM35 18H37V19H35ZM129 18V19H128ZM137 18H139V20H137ZM151 18V19H150ZM161 18H162V20H161ZM45 19H46V21H45ZM71 19V20H70ZM73 19V20H72ZM104 19V20H103ZM115 19H118L119 20V22L121 21L122 23L124 22H126V24H118V22H116L115 21ZM140 19H141V21H140ZM150 21H149V20ZM154 19H156V21L154 20ZM164 19H165V21L167 20V21H169V22H167L166 21V23L164 24ZM13 20V21H12ZM15 20H16V22H15ZM19 22H18V21ZM21 20V21H20ZM23 20V21H22ZM24 20H25V22H24ZM43 20V21H42ZM50 20V21H49ZM66 20H69V23H67L66 22ZM75 20H76V22H78L77 24L79 25V27L78 28H75V26L74 25H77L76 23H75ZM130 20V21H129ZM148 22H150L149 23V25L147 24V21ZM154 21V22H152L151 23V21ZM172 20V21H171ZM4 21V22H3ZM12 21V22H11ZM34 21V22H33ZM40 21V22H39ZM52 21V22H51ZM72 21H74L73 23L74 24H72V26L75 28V31L73 30H70V29H72V26H71V28H67V29H69V32L66 30V28L65 27H67V25L68 26H70L71 24V22ZM87 21V22H86ZM93 21V22H92ZM110 23H109V22ZM140 21V22H139ZM145 23H144V22ZM158 21H162L163 22V25L161 26H158L159 24H160V22H158ZM11 22V23H10ZM20 22H23L22 24L20 23ZM38 22V23H37ZM43 22V23H42ZM67 23V25H65L66 23ZM91 22L93 23L92 25H91ZM114 22V23H113ZM129 22V26H128V23ZM132 24H131V23ZM139 24V23H144L145 25H146V27L145 26H140V25H142V24H139V26L141 27H139L138 29H139V31H140V33L138 32V30H137V26H135L136 24ZM159 24H158V23ZM18 23H19V25H18ZM44 24L45 23V25L46 26H41V24ZM50 23V24H49ZM52 23V24H51ZM102 25H101V24ZM109 23V24H108ZM135 25H134V24ZM154 23H156V24H154ZM28 24H30V25H28ZM35 24H38V27H36V25ZM49 24V25H48ZM63 24H64V26H63ZM115 24V25H114ZM117 24V25H116ZM162 24V23H161ZM170 24V25H169ZM22 25V26H21ZM23 25L26 27V26H28V27H26V29L23 27ZM77 25V26H78ZM90 25L91 26H95L94 28H91L92 29V31H91V29H90ZM102 27H101V26ZM110 25V26H109ZM111 25L114 27V29H113V27H111ZM126 25H127V27H126ZM132 27H131V26ZM154 25V26H153ZM157 25V26H156ZM166 25V26H165ZM172 25V26H171ZM9 26V27H8ZM35 26V27H34ZM41 26V27H40ZM47 26H50V27H47ZM52 26V27H51ZM58 26V27H57ZM65 28V31H67V32H63L64 31V29H63V27ZM89 26V27H88ZM106 26H107V29L109 30H107V31H103L104 29H106ZM108 26H109V28H108ZM115 26H117V27H119V28H116L115 29ZM121 26H125V28H127V31H128V29H132V30H129L128 32H129V35H127V31H125V30H123L124 28L122 27V30L120 29L121 28ZM168 26H171V28L170 27H168ZM250 26V25H249ZM261 26V25H260ZM33 27H34V32L35 31H38L39 30V28H43L42 30H44V31H42V32H35L36 33V35H37V33H38V35L37 36H39V34H43V36L44 37H42V34H41V37H37L36 35H35V37H36V39H35V37L33 38L32 37V35H34L35 33H33L32 34V32H31V30H29V29H33ZM46 27L47 28H49V30L50 29H52L51 31H52V34H47V33H49V32H47V31H45V30H48V29H46ZM61 27V28H60ZM105 27V28H104ZM130 27V28H129ZM136 28V30L135 29H133V28ZM159 27H161V29H165V28H167L168 30H165V31H159V30H161V29H159ZM163 27H165V28H163ZM262 27V26H261ZM36 28H38V30L36 29ZM73 28V29H74ZM102 28H104V29H102ZM113 29L114 31L113 32H115V30H116V34L115 33H111V34H109V32H112V30L111 29ZM144 28H146V30H144V31H142ZM158 28V29H157ZM170 28V29H169ZM176 29V30H178V32H175V30H173V29ZM249 27H247V28H244L243 30L246 32L247 31V29H248ZM25 29V30H24ZM56 29V30H55ZM61 29V30H60ZM86 29H87V31L89 32V34H88V32L86 31ZM98 29H99V31H98ZM121 30V31H117V30ZM142 29V30H141ZM149 29H150V31H149ZM173 31H172V30ZM29 30V31H28ZM48 30V31H49ZM58 30V31H57ZM95 30V31H94ZM111 30V31H110ZM134 30L135 31H137V32H135L134 33ZM148 30V31H147ZM169 30H170V32H169ZM28 31V32H27ZM50 31V32H51ZM94 31V32H93ZM98 31V32H97ZM123 31H125V32H123ZM130 31H133V33H134V35H133V33L132 32H130ZM155 31V32H154ZM158 31H159V33L161 34V35H164L165 33L167 34L168 32L170 33V36H168V41H169V43L167 42V40H163V41H161L160 43H158V42H156L157 41V39L156 38H158V41L159 40H162V39H164V37L166 36V38H167V35L169 34H165L164 35V37H160V39H159V37H157V36H159L160 34H158ZM168 31V32H167ZM179 31H182V32H179ZM22 32H24L23 34H22ZM26 32V33H25ZM45 32V33H44ZM86 32V33H85ZM99 32L101 33L100 35H99ZM102 32H103V35H102ZM104 32H106V33H108V35L110 36H112V37H114L115 35H116V37L118 38H116V39H114V41L112 40V37H106L107 35H106V33H104ZM122 32V33H121ZM127 32V33H126ZM146 32H147V34H146ZM149 32H152L151 34L149 33ZM157 32V33H156ZM171 32H172V35H171ZM173 32L174 33H176V35H173ZM243 32V31H242ZM27 33H28V35H27ZM91 33V34H90ZM96 33V34H95ZM120 33H121V35H120ZM137 33V34H136ZM143 33V34H142ZM145 33V34H144ZM164 33V34H163ZM180 33V34H179ZM183 33V34H182ZM190 33V32H189ZM48 35L47 37L45 36V35ZM94 34V35H93ZM99 36H98V35ZM105 34V35H104ZM115 34V35H114ZM122 34H124L123 36H122ZM125 34L129 37L130 35L132 36V37H129V40H127V41H129V43L127 42V41H125L128 37H126V39H123L124 38V36H125ZM136 34V35H135ZM156 34H158V35H156ZM179 36H181V35H184V39H186V37L190 40V42L187 44L186 42H184V41H186V40H184L183 38H182V36H181V38H179L178 39V35ZM30 35V36H29ZM87 35V36H86ZM89 35L91 36V38L89 37ZM97 35V36H96ZM146 36V38L144 37L143 39H141L142 38V36ZM151 35H153V37L156 39H154V38H152V36ZM53 36V37H52ZM70 36V37H69ZM92 36H96L98 39H100L101 41H99L96 37H94L95 38V40H98L99 42H101L100 43V45L103 43H106V44H104V47H103V44L100 46V45H98L99 44V42H98V44L97 43H95V40H94V38H92ZM104 36H105V38H104ZM121 36V37H120ZM149 36V37H148ZM178 36V37H177ZM186 36V37H185ZM5 37V38H4ZM45 37H46V39H45ZM51 37V38H50ZM64 38V39H62V38ZM107 41L108 39H110V40H108V42H104L102 39L103 38ZM141 37V38H140ZM150 37L152 38V39H150ZM171 37H174V40H170V39H173V38H171ZM176 37V38H175ZM7 38V39H6ZM42 38H44V40H41ZM51 40H50V39ZM162 38V39H161ZM165 38V39H166ZM14 39V40H13ZM39 39V40H38ZM120 39V40H119ZM123 39V40H122ZM132 39H134V40H132ZM155 40V42H154V44H153V42H151V40ZM183 39V40H182ZM64 40V41H63ZM89 40V41H88ZM90 40H92L91 41V43H90ZM94 40V41H93ZM112 40V42H114L113 43V45L110 47V45L108 44L110 41ZM117 40H119V41H117ZM141 40H142V42H141ZM149 40V41H148ZM153 40V41H154ZM177 40H178V42H177ZM181 41V43H180V41ZM188 40V41H189ZM1 41H2V43H1ZM10 41H12L13 43H12V45L10 46ZM23 41V42H22ZM61 41H63L64 43H62ZM75 42V44H74V42ZM79 41V42H78ZM103 41V42H102ZM165 41V42H164ZM174 41V42H173ZM9 44V46L7 45V43ZM22 42V43H21ZM41 42V43H40ZM72 42V43H71ZM92 42H94L93 43V46H94V44H95V47H96V44L98 45V49H96L95 50V47H93L92 46ZM127 42V43H126ZM139 42V43H138ZM149 42V43H148ZM17 43V44H16ZM51 43V44H50ZM71 45H69V44ZM85 43V44H84ZM126 43V44H125ZM131 43V44H130ZM155 43H158V44H160V45H155ZM162 43V44H161ZM163 43H167V44H163ZM170 43H172L171 45H170ZM178 43H180V44H178ZM186 43V44H185ZM2 44V45H1ZM4 44H6L5 46H4ZM23 44V45H22ZM49 44V45H48ZM73 44V45H72ZM112 44V43H111ZM118 44V45H117ZM132 44H134V46L132 45ZM174 44H176L177 46L178 45H180L179 47H178V49H181L182 51H179V52H177V53H175V52H173L175 49H174ZM19 45H21V46H19ZM105 45H108L109 47H107V46H105ZM130 45H132V46H130ZM136 45V46H135ZM168 45V46H167ZM175 45V48L177 47ZM185 45H189L187 48L185 47ZM3 46V47H2ZM27 46H28V48H27ZM121 46V47H120ZM130 47V50H127V49H129V47ZM149 46V47H148ZM165 46V47H164ZM172 48H170V47ZM182 46V47H181ZM184 46V47H183ZM15 47V48H14ZM25 47V48H24ZM29 47H31V48H33V49H31V48H29ZM102 47H103V49H102ZM107 47V48H106ZM114 47V48H113ZM122 47H124V48H122ZM132 47V48H131ZM192 47H194V46H191V48ZM10 48V49H11ZM94 48V49H93ZM100 48L102 49V50H100ZM106 50H105V49ZM110 48V49H109ZM135 48H137V49H135ZM156 48H157V50H156ZM160 48V49H159ZM163 48V49H162ZM167 48V49H166ZM171 50H170V49ZM183 48V49H182ZM9 49V50H10ZM121 50V52H120V50ZM178 49H176L175 51H177ZM98 50V51H97ZM153 50V51H152ZM155 50V51H154ZM159 50V51H158ZM160 50H161V54H162V51H164L163 52V54H168V56L170 55V52H172L171 53V55H172V58H170V59H168L163 65H162V67L165 69V70H163V72H162V67H160L159 69H161V72H160V70L158 69V70H155L153 73H151V76L150 75H145V69L144 70H142L144 67H146L148 64L147 63H149L151 60H152V58H153V56L154 55H156V53L157 52H160ZM166 50V51H165ZM173 50V51H172ZM51 51V52H50ZM94 51V52H93ZM97 51V52H96ZM45 52V53H46ZM56 52V53H55ZM63 52V53H62ZM71 52V53H70ZM101 52V53H100ZM110 52V53H109ZM133 52V53H132ZM168 52V53H167ZM40 53V52H39ZM42 53H40V54H42ZM58 53V54H57ZM123 53V54H122ZM173 53H175V55L173 54ZM44 54V53H43ZM62 54V55H61ZM65 54V55H64ZM74 54V55H73ZM177 54H179V56L177 55ZM67 55V56H66ZM72 55V56H71ZM124 55V56H123ZM131 55V56H130ZM76 56V57H75ZM94 57V58H93ZM126 57V58H125ZM131 57V58H130ZM171 57V56H170ZM180 59H179V58ZM124 58V59H123ZM188 58V57H187ZM71 59V60H70ZM76 59V60H75ZM101 59V60H100ZM107 59V60H106ZM129 59V60H128ZM174 60V62H173V60ZM181 59H183V60H181ZM185 59V60H184ZM116 60V61H115ZM121 60H123V61H121ZM127 60V61H126ZM149 60V61H148ZM170 60H172V62L170 61ZM179 60H181V61H179ZM103 61V62H102ZM107 61V62H106ZM109 61V62H108ZM115 61V62H114ZM170 61V62H169ZM178 61V62H177ZM99 62V63H98ZM101 62V63H100ZM106 62V63H105ZM111 62V63H110ZM170 63V64H167V63ZM186 62V61H185ZM74 63V64H73ZM172 63V64H171ZM174 63V64H173ZM167 64V66H165ZM5 66V64L3 63L2 64V66ZM172 65V66H171ZM165 66V67H164ZM68 67H70V68H68ZM79 67V68H78ZM68 68V69H67ZM76 68V69H75ZM66 69V70H65ZM72 69H74L73 70V72H72ZM110 69V70H109ZM71 70V71H70ZM76 71V72H75ZM77 71H78V73H79V75H78V73H77ZM91 71V72H90ZM141 71H142V73H141ZM144 71V72H143ZM157 71V72H156ZM159 71V72H158ZM57 72H60V74L59 75H57ZM75 72V73H74ZM27 73V72H26ZM24 74V75H28V74ZM158 73H161V74H158ZM4 74V73H3ZM7 74H8V78H9V73H6V76H5V74H4V78L2 77V75H1V78L3 79V82L2 83H5L6 81H7ZM77 74V75H76ZM153 74H154V76H153ZM24 75H22V77L21 78H23V76ZM68 75V76H67ZM71 75V76H70ZM67 76V77H66ZM146 76V77H145ZM158 76V77H159ZM61 77V78H60ZM79 77V78H78ZM88 77V78H87ZM102 77V78H101ZM139 77V78H138ZM105 78V79H104ZM2 79H0V80H2ZM66 79V80H65ZM135 79H137V80H135ZM4 80H5V82H4ZM50 80H52V78L50 79ZM57 80H59V81H57ZM95 80V81H94ZM102 80H103V82H102ZM109 80V81H108ZM84 81V83H82ZM67 82V83H66ZM70 82H72V83H70ZM6 83H8V82H6ZM10 83V82H9ZM82 83V84H81ZM144 83V84H143ZM55 84H57V83H55ZM55 84H53L54 86H55ZM64 84V85H63ZM70 84V85H69ZM88 84V85H87ZM123 84V85H122ZM125 84H129V86H124ZM142 84V85H141ZM8 85V84H7ZM10 86H11V84H9ZM58 85H56V86H58ZM66 85V87H67V89H66V87H65V90L63 89L64 88V86ZM78 85V86H77ZM122 86V87H120V86ZM145 85V86H144ZM149 85H151V86H149ZM6 86V85H5ZM87 86V87H86ZM119 86V87H118ZM124 86V87H123ZM137 86V88L139 87V86H143V87H145L144 89H148V88H150V87H152L151 89H149L148 91L152 94L153 93V95H152V97L154 96L155 98H152L150 95H149V93L148 92H146L144 89H143V87H142V89H137L136 88V90L137 91H139V94H138V98L136 99V97H131V99L129 100V101H131V102H129V101H126L127 102V104H128V106H129V103H130V106L128 107H126V103L124 104V102H122V99L120 98V97H118L119 95L117 94L118 93V91H120V90H123V89H125V88H134V87H136ZM147 86V87H146ZM199 86H201L202 87V85H198V83H197V86H194L195 88H197L198 89V87ZM70 87V88H69ZM74 87V88H73ZM117 87V88H116ZM75 88H78V90H80V92L78 91H75ZM83 88V89H82ZM140 88V87H139ZM54 90L56 89V88H53ZM115 89V90H114ZM63 90L65 91L64 92V94H63ZM71 90H69V91H71ZM81 90H83V91H81ZM85 90H87V91H85ZM140 90H142L141 91V96H140ZM160 89H158V90H154V92L155 91H159ZM89 91H91V92H89ZM145 93H144V92ZM72 92V91H71ZM95 95H94V94ZM97 93V94H96ZM138 93V92H137ZM145 95L146 93V99H145V97H143V94ZM63 94V95H62ZM65 94H67V95H65ZM80 94V95H81ZM117 94V95H116ZM24 97L26 96V94L24 95V94H22ZM65 95V96H64ZM78 95V96H77ZM137 94H135V96H136ZM155 95H156V92H155ZM22 96V97H23ZM28 96V95H27ZM26 96V97H27ZM42 95H40V97H41ZM44 96V95H43ZM42 96V97H43ZM46 96V95H45ZM70 96H72V94L70 95ZM75 96H74V98H75ZM95 96V97H94ZM97 96V97H96ZM118 98H117V97ZM139 96H140V98H139ZM23 97V98H24ZM25 97V98H26ZM28 97H30V96H28ZM27 97V98H28ZM47 97V96H46ZM46 97H45V100H46ZM66 97V98H65ZM92 97V101H91V98ZM148 97H149V99H148ZM24 98V99H25ZM26 98V99H27ZM37 98H39L38 96H36V98H35V100H38ZM133 98H134V100H133ZM142 98H143V100H142ZM151 98V99H150ZM168 98V103L167 104H165L164 102H162V103H164V105H167V107H168V109H167V111L169 110V108L171 109L170 111H168L169 113L171 112V114L169 115L168 113H167V111L165 110V108H167L166 106L164 107V106H162L161 104L162 103H160L162 100H164L163 99V97L159 100V102H158V105L157 106H155V108H159L160 106V108H162V107H164L163 109H164V111L166 112L162 117H163V119L165 118H167V117H171L172 116V112H174L173 110H175V112L176 111H180V109L179 110H176V109H173V106L174 105H172V107H171V102L169 103V98H170V96L168 97V96H166V99ZM24 99L22 100H20V99H18L21 103L23 102V104H24ZM25 99V100H26ZM41 101L42 100H44V97L43 98H39ZM90 99V100H89ZM117 99H120L121 100V102H119L120 100H117ZM152 99H154L153 101L154 102H152ZM166 99L164 100L165 102H166ZM40 100H38L39 102H41ZM61 100V99H60ZM133 100V101H132ZM137 100V101H136ZM140 100H142V101H140ZM146 100H148V101H146ZM149 100H151V101H149ZM18 101V102H19ZM20 102H19V104H20ZM30 102V100H26V104L23 106V108L24 107H26V105H28V104H32L31 102ZM92 102V103H91ZM93 102H95V103H93ZM96 102L98 103L97 105H96ZM119 102V103H118ZM129 102V103H128ZM136 102V104H137V106H136V104H134V103ZM144 102H146L145 104H144ZM148 102V103H147ZM36 103V102H35ZM76 103L74 104V103H71L74 107H76V109H77V107H78V111H81L82 109H81V107L80 106H76ZM173 103V102H172ZM23 104H21V105H23ZM122 104H123V106H122ZM133 104V105H132ZM148 104V105H147ZM150 104V105H151ZM194 104V103H193ZM21 105H19V108H21L22 106ZM117 105V106H116ZM136 107H135V106ZM151 105V106H152ZM160 105V106H159ZM190 105H192V104H190ZM190 105H188V106H190ZM195 105V104H194ZM73 106H71L70 105V108L72 107V109L74 108ZM124 106H125V108H127V109H129V108H131L132 106L134 107V109H131L132 110V112H134V113H130V114H125V111L126 112H131V110L130 111H128L127 109H125L124 108ZM142 106H141V108H142ZM159 106V107H158ZM96 107H98V108H96ZM123 107V108H122ZM148 107H150V106H148ZM148 107H146V108H148ZM154 107V106H153ZM80 108V109H79ZM189 109L188 111H187V114L189 113V115L188 116H186L187 114H183V113H181L182 111L185 113V109ZM184 110H182V111H180V113L182 114V117H183V115H185V117H183V119H185L186 117H187V119H188V117L190 118L189 120H187V119H185L184 121L187 123L186 125H185V123H182V124H184L185 125V127H187V128H189V126L191 127V124L190 123H192V127H193V125L194 126H196V129L198 130V131H200V132H202V133H205V132H208V129H210L211 128V126H209V122H208V120L205 118V116H204V114L203 113H200L199 111H196V112H194V110H197V109H194L195 107H192L191 106V108L193 109L192 110V113L194 112L195 114H193L192 115V113H191V108H188V107H186ZM162 109V110H163ZM92 110H95L94 112L92 111ZM22 111H24V110H22ZM74 111H76L75 110V108H74ZM77 111V112H78ZM124 111V112H123ZM139 111V110H138ZM25 112V111H24ZM23 112V113H24ZM29 112V111H28ZM28 112H26V113H28ZM83 112H81L82 114H83ZM80 113V112H79ZM80 113V114H81ZM87 113V115L86 116H89L88 114V111L86 112ZM86 113H84V114H86ZM122 113H124V115H122ZM179 113V114H180ZM131 114H133V117L131 118ZM175 114V113H174ZM173 114V116H174V118L173 119H178V117L176 118L175 117V115ZM176 114H178L177 112H176ZM178 114V115H179ZM180 114V115H181ZM191 114V115H190ZM169 115V116H168ZM178 115H176V116H178ZM230 115V114H229ZM228 115V116H229ZM93 116V115H92ZM96 116H97V118H96ZM119 116V117H118ZM120 116H122L121 118H120ZM164 116H167V117H164ZM192 116V117H191ZM227 116V117H228ZM231 116V115H230ZM230 116L227 118L228 120H230V119H232V116H231V118H230ZM103 117V118H102ZM130 117V118H129ZM90 118H92V120H93V117H91L90 116ZM109 118V119H108ZM181 118V117H180ZM192 118V119H191ZM100 119V120H99ZM129 119V120H128ZM223 119L225 120L224 122H226V124H227V121L228 120H226L224 117H223ZM91 120V121H92ZM105 120V121H104ZM123 120V119H122ZM167 120V119H166ZM195 121V122H189V121ZM233 120H235V119H233ZM233 120H231V121H229L228 122V124L229 123H231ZM104 123H103V122ZM126 121H125V123H126ZM188 121V122H187ZM118 122H120V123H118ZM202 122V123H201ZM205 122V123H204ZM236 122V121H235ZM107 123V124H106ZM118 123V124H117ZM121 123H123L122 124V126L121 127H119L118 125L120 124L121 125ZM161 123H164V120L161 122ZM161 123H158V124H161ZM180 123V124H181ZM189 123V124H188ZM200 123H201V125H200ZM180 125V126H183L182 128H184V129H187V128H185L184 127V125ZM233 124H235V123H233ZM237 124V123H236ZM103 125V126H102ZM108 125V126H107ZM125 125V124H124ZM165 125V124H164ZM164 125L163 124H161V127L163 126L164 127ZM230 125H232V123L231 124H229V128H231V130L233 129V125L232 126H230ZM238 125V124H237ZM116 126H118V127H116ZM158 127V129L160 128L161 129V127H160V125H157ZM228 126V125H227ZM106 127V128H105ZM123 127H125V129H123V131H125V133L123 132L122 133V131H120ZM162 127V128H163ZM210 127V128H209ZM235 127H238V126H236L235 125ZM234 127V128H235ZM121 128V129H120ZM130 128L128 129V130H130ZM193 128H195V127H193ZM213 128V127H212ZM116 129H120L119 131H118V133H120L121 132V134H119L121 137L123 136L122 134H126L125 135V138H124V136L121 138L120 137V139L118 140V137L116 136V133H117V131H115ZM203 129V130H202ZM214 129V128H213ZM105 130V131H104ZM106 130H110V132H108V133H106L105 134V132H106ZM237 131H236V135L238 134V131L240 132L241 131V133H242V129H240V130H238V128L236 129ZM264 129H260L259 128V131H263ZM26 131V132H25ZM24 132L27 134V136L25 135V133L23 134V136H25L26 138H29V135H28V133H29V131H28V133H27V130H25ZM102 132H103V134H102ZM261 132H259V133H261ZM264 132V131H263ZM77 133H79V132H77ZM109 133H111L110 135H109ZM240 133V134H241ZM108 134V135H107ZM239 134V135H240ZM118 135V134H117ZM214 135V134H213ZM238 135V136H239ZM241 135H243V134H241ZM240 135V136H241ZM261 135V136H260ZM107 136L109 137V138H107ZM207 136H209L208 134H207ZM77 137V136H76ZM100 137H102V138H100ZM116 137H117V140L121 143V144H119V142H117V140H116ZM264 136L262 135V133L261 134H258L257 135V137L256 138H252L251 139V141L250 142H254L255 141V143H258V144H256V145H252V144H254V143H250L252 146H251V148H247V149H241V148H237L238 146H237V144H236V140L234 141V139H232V138H230L229 136H226L225 137V140L227 141V142H231L230 144L232 145V146H228L227 147V152L229 151L230 153H231V151L232 150H234V151H245V157H247V159H248V162L250 163V160H251V162L254 160V159H256V158H263L264 157V153L262 152V151H264V138H263ZM22 138H24V137H22ZM25 138V139H26ZM229 138H230V141H229ZM242 138V137H241ZM262 138V139H261ZM98 139H100V140H98ZM102 139V140H101ZM232 139V140H231ZM238 139V138H237ZM240 139V138H239ZM258 141L259 140V142H257L256 140ZM79 140V139H78ZM115 140H116V142H115ZM261 140H263L262 142H261ZM86 141V140H85ZM84 141V143L83 144H86L87 145V143ZM101 143H100V142ZM103 142V143H102ZM114 142H115V145L117 144H119V146H120V148L118 147V148H116L115 149V145H114ZM261 142V143H260ZM78 143H80L79 141H78ZM235 145H234V144ZM90 144V145H89ZM95 144V145H94ZM101 144V145H100ZM97 145V147H95ZM121 145L124 147V145H125V147H127V148H125L124 147V149L126 150V151H124V149H123V147H121ZM180 144H178L177 146H176V148H179V147H182V145H180ZM200 147V148H198V146ZM214 145V141H212V140H210V142H209V144H205V143H203V144H201V146H200V143H195V146L197 147H195V149H196V152L195 153H199V154H195V155H197V156H201V154H205V151L207 150V148H210V146H213ZM91 146V147H90ZM95 148H94V147ZM115 146V147H114ZM234 146H236V147H234ZM259 146V147H258ZM82 147H83V145H82ZM111 147V148H110ZM201 147L203 148V149H201ZM103 148V149H102ZM106 148V149H105ZM232 148V149H231ZM258 148H260L259 150H258ZM93 149V150H92ZM97 149V150H96ZM175 149V148H174ZM183 149H184V147H183ZM182 148L180 149L179 148V150H183ZM194 148H190V150H193ZM230 149V150H229ZM258 151H257V150ZM263 149V150H262ZM16 150V152H17V149H15ZM89 150H90V152H89ZM114 150H115V152H114ZM189 150V149H188ZM203 150V151H202ZM251 150V151H250ZM256 150V151H255ZM260 150H261V152H260ZM97 151V152H96ZM18 152H19V149H18ZM18 152L16 153V154H18ZM89 152V153H88ZM101 152V153H100ZM114 152V153H113ZM193 152V153H194ZM215 153L214 154H212V153H209L210 154V157L209 156H206V154H205V156L204 155H202L201 157H203L202 159H203V161L204 160H206V158H207V162H208V165H207V163H205V162H203L202 163V170L203 171H207L211 176H214V177H219L220 175L222 176H227V177H231V179H237V178H239V175L237 174L236 176H238V177H236L235 176V172L236 171H231V170H229V169H227L226 167L227 166H224V167H217V165H216V163L218 162V160H219V162H223L224 160H227L229 157H230V155H229V153H222V150H220V149H217V151L215 150L214 151ZM233 152V151H232ZM250 152V153H249ZM20 153H21V155L23 156H21L20 155ZM25 151L23 150H20V152H19V156L18 157H22V159H24V156H26V155H28V153H26L25 155ZM44 153H46L45 155H42V154H44ZM53 153V152H52ZM93 153V154H92ZM174 154L176 153V155L178 154L177 152H173ZM173 153H169V154H171L170 156H172L173 158H175V159H177L179 156H176V155H174ZM247 153V154H246ZM249 153V154H248ZM87 154V155H86ZM88 154H90V156L88 155ZM97 154H98V157L96 158L95 157V155L97 156ZM114 154V155H113ZM169 154H167V155H169ZM211 154L213 155V156H211ZM219 154V156H217ZM262 154V155H261ZM40 155V156H39ZM50 155V156H49ZM105 155V156H104ZM111 155H113V156H111ZM128 155V154H127ZM248 155V156H247ZM261 155V156H260ZM118 156V155H117ZM135 157H137V159L139 158V159H142V158H140L141 156L140 155H138V156H136V155H134ZM133 156V157H134ZM229 156V157H228ZM250 156V157H249ZM263 156V157H262ZM27 157V159H29L30 157H29V155L28 156H26ZM25 157V158H26ZM53 159H52V158ZM89 157V158H88ZM101 157V158H100ZM106 157V158H105ZM172 157H170V159H172ZM214 157V158H213ZM218 157V158H217ZM228 157V158H227ZM64 160H63V159ZM96 158V159H95ZM85 159H86V162H85ZM94 159V160H93ZM98 159V160H97ZM100 159V160H99ZM115 159V158H114ZM131 160L133 159V158H130ZM137 159L135 158V160L137 161ZM210 161H212V162H210ZM217 159V160H216ZM264 159V158H263ZM174 160V159H173ZM178 160V159H177ZM58 161V162H57ZM65 161H67V162H65ZM178 161H180V160H178ZM101 162V163H100ZM138 163H143V160H138L137 161ZM215 162V163H214ZM254 162V161H253ZM57 163V164H56ZM62 163L64 164V166H62L61 167V165H62ZM65 163H67V165L65 164ZM210 163L213 165H211L212 167H206V166H209L210 165ZM50 164V165H49ZM83 164V165H82ZM203 164H205V165H203ZM234 164V166L236 167V165H237V168L239 167H241L240 165L242 164V163H239L238 161L237 162H234L233 163ZM85 166V167H84ZM140 167H139V169H141V171H142V169H143V171L142 172H140L139 170V173L141 174V177H142V179H141V182L142 183H144V184H148V185H159L160 183H163V182H165V177H164V175L162 174V172H159L158 170L157 171H155V169L153 168V166L152 165H150L149 163H147V162H145L143 165H139ZM148 166V167H147ZM53 167V168H52ZM61 167V168H60ZM66 167V168H65ZM89 167V168H88ZM100 167V168H99ZM214 167V168H213ZM58 168H60L61 170L64 168L65 169V172H62V171H64V169L61 171V170H59V171H56ZM212 168V171L213 170H215V172L216 173H212L211 174V170H209V169H211ZM236 168V169H237ZM74 169V170H73ZM148 169V170H147ZM79 170H81V171H79ZM145 170V171H144ZM84 171H85V173H84ZM103 171L105 172L104 173V175L102 174L103 173ZM114 171V172H113ZM112 172L113 173H117L118 171V174L120 173H122L119 169H118V171H116L115 172V170H113ZM147 171V172H146ZM222 172V173H220V172ZM153 172V173H152ZM159 174V176H158V174ZM220 174H219V173ZM231 172V173H230ZM75 173V175L74 176H76L77 175V173H78V176L77 177H74L73 176V174ZM107 173V174H106ZM217 173H218V175H217ZM64 176H63V175ZM65 174H67V175H65ZM84 174V175H83ZM96 174H98V175H96ZM117 174V175H118ZM158 177V178H160V179H162L163 178V182L162 181H160L159 182V179L156 177V176ZM70 178V176L71 177H73V178H68V177ZM97 176V177H96ZM163 176V177H162ZM235 176V177H234ZM95 177V178H94ZM108 177V178H107ZM162 177V178H161ZM234 177V178H233ZM94 179V180H93ZM96 179V180H95ZM97 179L99 180V181H97ZM113 179H115V178H113ZM147 179H149V180H147ZM152 180V181H151ZM96 181V182H95ZM111 181H113L112 179L109 181V182H111ZM115 181V180H114ZM116 181H120V179L118 180V177L116 178ZM159 182V183H158ZM104 184H102V185H104V189L106 190L107 189V187H109L107 184H105V182H103ZM254 183V182H253ZM253 183H251L252 185H250V187L248 186V189H247V191H249V195H250V197H253V200H254V202H253V205L255 206V207H257L258 209H259V213H260V215L261 214H263L262 212H263V209L262 208H260V205H262L261 203H260V196H261V198H262V195L259 193V192H261V188L258 186V184H257V186H255V184H253ZM105 186H107V187H105ZM250 188H251V190H250ZM260 188V189H259ZM109 189V188H108ZM110 190V189H109ZM109 190H107V191H109ZM221 192H220V191ZM189 191V190H188ZM218 191V192H217ZM190 192V191H189ZM188 192V193H189ZM219 196H227V197H233L234 196V192H233V190H231V189H222V188H218L216 191H215ZM256 192V193H255ZM187 193V194H188ZM222 193V194H221ZM186 194V195H187ZM87 196H89V198L90 199H88V197ZM192 195L191 194H188V198H187V196L185 197V199H187L188 200V203H186V201L187 200H185L184 201V203L182 202V203H180V204H184V205H181V208H184V207H186V208H184L185 210H186V212H187V210H189V206L190 205H188V206H186L187 204H190L191 203V201L193 200H195L194 201V203L197 205L198 203H197V199H195V197H191ZM259 196V197H258ZM86 198V199H85ZM191 198V199H190ZM101 199L103 200V201H101ZM84 200V201H83ZM85 201H86V204H85ZM87 201H88V204H87ZM91 201H93V202H91ZM94 201H95V203H94ZM97 201H98V203H97ZM189 201H190V203H189ZM193 201H192V203H191V208L192 207H194V205L195 204H193ZM108 202V203H107ZM80 203V204H79ZM135 203L136 204V206L135 205H133V204ZM79 204V205H78ZM170 204V205H169ZM169 204H168V206H171V204H172V201H171V203L169 202ZM179 204V205H180ZM83 205V206H82ZM85 205V206H84ZM87 205H89L88 207H86ZM94 205V206H93ZM173 207H177V206H175V205H177V203H175L174 204V202H173ZM178 205V206H179ZM70 206L69 207H67V209L66 210H69V208H70ZM183 206V207H182ZM117 207V208H116ZM119 207V208H118ZM189 207V208H188ZM80 208H82V209H80ZM85 208H87V209H85ZM128 208V209H127ZM137 208V209H136ZM169 208V207H168ZM190 208V209H191ZM197 208H198V210H197V213H199V215L201 216L202 215V217H205L206 215H207V212H206V209L205 208H203L202 206H200V205H198L197 206ZM196 207H194V209H197ZM80 209V210H79ZM84 209V210H83ZM116 209V210H115ZM120 209H122V210H120ZM133 209V210H132ZM171 209V207L169 208V210ZM173 210H174V208H172ZM178 209H180L179 207H178ZM203 209H204V212H203ZM124 210V211H123ZM127 210V211H126ZM137 210V211H136ZM168 210V209H167ZM172 210V211H173ZM185 210H182V211H185ZM82 213H81V212ZM131 211H133V213H130ZM145 213H144V212ZM172 211H169V212H172ZM181 210H180V213L182 212ZM52 212H54V211H52ZM70 212V211H69ZM68 212V213H69ZM168 211L166 212H164V216L163 215H161V216H159L160 217V223H168V224H171L172 223V225H175V224H173V223H175V221H174V216H171L172 214H174V213H169ZM206 212V213H205ZM227 212V213H226ZM238 210H236V209H234V208H226V207H223V208H221L220 209V214L221 215H223L224 217H226V218H228L229 220H235L236 219V217H237V215H238ZM49 213H51V211L49 212ZM48 213V214H49ZM228 213H230V215H228ZM120 214V215H119ZM131 214V215H130ZM135 214V215H136ZM141 214V215H142ZM186 213L184 212V214L182 213V217H183V215H184V218H182L181 216H180V218H181V221H182V219H187V217L189 216V215H191V213H190V211H188V216L187 215H185ZM53 213H51L50 215H48V216H50V217H53ZM125 216V218L126 219H129L130 218V216H131V218L129 219V220H123V219H125V218H123L122 219V217H124ZM258 213H256L255 212V216H256V218L258 217ZM133 216H134V218H133ZM186 216V217H185ZM81 217V218H80ZM165 217V219H163ZM118 218H120V219H118ZM137 220H136V219ZM171 218V219H170ZM122 219V220H121ZM132 219H135L136 221L134 222V220H132ZM114 220H116V221H114ZM134 222V223H132V221ZM183 220V222H185ZM93 221H95V224L97 225L98 224V221H99V219H93ZM123 221H128V226H126V224H127V222L124 224L123 223ZM130 221V222H129ZM171 223H170V222ZM173 221V222H172ZM97 222V223H96ZM109 222H110V220H109ZM119 222H121V223H119ZM239 222L241 223V224H239ZM238 222V224H237V221H235V224H237V227L238 226H240V227H243V225H242V222L241 221H239ZM85 223H88L87 221H85ZM115 223H117V224H115ZM113 224H115L114 226H113ZM178 224V223H177ZM234 224V225H235ZM247 224V223H246ZM96 225H94V226H96ZM125 225V226H124ZM98 226V225H97ZM245 226V225H244ZM264 226V225H263ZM262 226V228L260 229V230H258L257 231V235H259V236H261L262 235V237H264V232H263V230H264V227ZM82 227H84V226H82ZM101 227V226H100ZM112 229H111V228ZM132 227V228H133ZM177 227L178 228H180V229H184V231H186V232H188L189 230H190V228L188 227V225L187 226H185V224H178L177 225ZM236 227V226H235ZM236 227V228H237ZM246 227V226H245ZM86 228V224H85V227L82 229L83 230V233H85L86 232V230H87V228ZM250 228H251V226H250ZM192 229H195L194 231L192 230ZM238 229V228H237ZM239 229H241V228H239ZM102 230V231H101ZM103 230H105V231H103ZM192 230V231H191ZM191 230L189 231V232H196L197 230H199L197 233H201V234H204V235H206V237L208 236V239H210L211 241H213L214 240V238H215V240L217 239V242L219 241V244H218V246H222V248L224 247V245H226V247H229L228 248V250L227 249H224V248H226V247H224L223 248V252L225 253H228V254H230V255H233V256H235L234 254H236V255H238V253H241L242 252V250L243 251H245L244 253H245V255H246V253L247 254H249L250 253V251L248 250V249H245V248H242L241 247V244L239 243V241L236 243V241H231V242H229V241H227V240H225V238H224V236H222V235H216V234H213L212 232H208V231H206L204 228H201V227H195V228H191ZM35 231V230H34ZM100 231V232H99ZM203 232V233H202ZM208 234H207V233ZM93 234V235H92ZM95 233H91L90 235H87L89 238H94V236H97V235H94ZM249 235H248V239L247 238H245V239H247V241H250V240H252V238H253V236H254V234L250 231L249 233H248ZM86 236V235H85ZM221 236V237H220ZM252 236V237H251ZM251 237V238H250ZM96 239V238H95ZM244 239V240H245ZM214 240V241H215ZM225 240V241H224ZM222 241V242H221ZM246 241V240H245ZM215 243H216V241H215ZM221 243V244H220ZM224 243V244H223ZM239 243V244H238ZM217 244V243H216ZM233 246V247H231V246ZM25 246V245H24ZM24 246H22L20 249H18V250H20L19 252H17L15 255L14 254H11L12 256H10V254L9 255H7V254H5V260H4V258H3V261H1V259H0V263L1 264H4L5 263V261H6V259H7V262H8V264H51V263H53V261L50 259V257L48 258L46 255H36V253H35V255H34V250L36 249L35 248V245L34 246H31V247H27V246H29V244L27 245L26 244V247L28 248H26V249H24L25 247ZM34 247V248H33ZM237 247H239L238 249H237ZM29 248H32V249H29ZM230 248H231V250H230ZM239 249H240V251H239ZM17 250V251H18ZM234 250V251H233ZM229 251L231 252V253H229ZM233 252H237V253H233ZM166 253V252H165ZM243 253V252H242ZM243 253V254H244ZM3 256V255H2ZM15 256V257H14ZM10 257H12L11 259H9ZM49 259V260H48ZM181 260H179V263L180 264H184L185 262H184V260H183V258H180ZM13 260V261H12ZM42 260V261H41ZM43 260H45L44 262H43ZM165 260L167 261L168 259H166L165 258ZM40 261V262H39ZM51 263H50V262ZM164 261L165 263H163V264H171V262H169V261ZM7 262L5 263V264H7ZM14 262V263H13ZM33 262H35V263H33ZM49 262V263H48ZM158 264V262L157 261H153V264ZM197 263V262H196ZM242 264H248V263H246V262H241Z\"/></svg>",
    "mask_w": 264,
    "mask_h": 264
}]
</instances>
